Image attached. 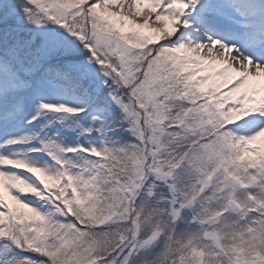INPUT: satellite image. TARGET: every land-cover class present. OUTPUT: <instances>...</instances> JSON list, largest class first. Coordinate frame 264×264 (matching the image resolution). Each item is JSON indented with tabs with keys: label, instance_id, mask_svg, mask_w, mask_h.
Masks as SVG:
<instances>
[{
	"label": "snow or ice",
	"instance_id": "obj_1",
	"mask_svg": "<svg viewBox=\"0 0 264 264\" xmlns=\"http://www.w3.org/2000/svg\"><path fill=\"white\" fill-rule=\"evenodd\" d=\"M0 264H264V0H0Z\"/></svg>",
	"mask_w": 264,
	"mask_h": 264
}]
</instances>
